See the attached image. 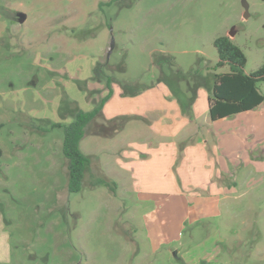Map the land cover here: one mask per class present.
I'll return each instance as SVG.
<instances>
[{
  "label": "rangeland",
  "instance_id": "374dc122",
  "mask_svg": "<svg viewBox=\"0 0 264 264\" xmlns=\"http://www.w3.org/2000/svg\"><path fill=\"white\" fill-rule=\"evenodd\" d=\"M220 35L243 50L245 72L256 69L264 0H0V264H185L179 252L208 242L214 261L198 264H264V100L217 120L197 115L193 141L211 151L213 182L227 196L216 212L184 218L179 238L158 247L146 216L152 210L157 226L175 228L180 212L141 198L119 153L139 142L125 146L124 135H156L152 115L91 121L79 143L89 162L77 192L67 188L63 128L51 127L96 106L108 79L121 96L165 87L191 117L212 84ZM257 86L264 96V82ZM179 187L191 193V184Z\"/></svg>",
  "mask_w": 264,
  "mask_h": 264
},
{
  "label": "crops",
  "instance_id": "0c3cea01",
  "mask_svg": "<svg viewBox=\"0 0 264 264\" xmlns=\"http://www.w3.org/2000/svg\"><path fill=\"white\" fill-rule=\"evenodd\" d=\"M169 94L165 87L163 92L161 90L154 91L151 88L135 96H121L120 92H112L101 110V114L108 120L117 116L130 118V115H135L134 113L142 114L146 118L152 115L151 126L149 124L148 127L156 135L149 136H157V140L155 141L149 136L145 139H138L139 135H135L136 133H131L134 135L129 136L127 140L125 135L122 136V140L119 142L125 141V146L128 141L133 139L139 142H133L131 147L127 148L128 151L120 150L119 153L122 155L123 161H120L119 158L118 160L122 166L131 171L141 198H159L156 206L161 204L169 208L171 212H180V219L177 222L179 225L175 228L159 224L157 226L154 211L149 212V217L146 216L148 219L146 229L149 236H152V229L153 232L156 230L155 235L149 237L153 247L178 239L182 230L181 222L184 218L196 219L201 215L200 211L210 210L211 212L212 210V212H216L217 208L214 205L216 201L221 196H227L224 192L225 188L213 182L217 170L211 151L207 150L204 143L194 142L192 138L193 134L198 132L197 126L191 130L197 115L208 112V93L206 92V98L203 93L204 97L201 103L194 102L192 113L190 111L191 117L185 115L181 105L179 106L175 99H171ZM130 121L135 122L131 125H138L136 119ZM129 125L126 128L127 133H130ZM132 129L136 132L138 127ZM123 131L121 129V133ZM184 138H189V141L180 154L179 143ZM181 182L186 185L191 184V193L187 194L183 189L180 190ZM253 210L251 207H246L242 212ZM211 244L210 242L203 245L195 244L193 247L179 252L181 256H178V259H181L185 264H198L202 259H207L208 262L214 261L217 250L215 247L210 249ZM0 245L5 244L0 242ZM0 259L6 261L2 257Z\"/></svg>",
  "mask_w": 264,
  "mask_h": 264
},
{
  "label": "trees",
  "instance_id": "16d2710c",
  "mask_svg": "<svg viewBox=\"0 0 264 264\" xmlns=\"http://www.w3.org/2000/svg\"><path fill=\"white\" fill-rule=\"evenodd\" d=\"M213 45L217 51V60L211 66L214 73L207 95L209 118L217 120L256 108L264 100L257 86L264 82V62L256 69L245 72V53L228 35L215 37ZM223 67H227V70L217 71ZM112 92L108 79L107 93L96 106L87 111L78 109L69 124L54 122L51 125L63 128L62 153L66 159L67 188L70 192L81 189L84 170L89 162L88 157L80 150L79 143L86 135L91 121L101 113L103 104ZM2 125L0 123V128ZM2 153L0 146V157Z\"/></svg>",
  "mask_w": 264,
  "mask_h": 264
},
{
  "label": "water",
  "instance_id": "95a60500",
  "mask_svg": "<svg viewBox=\"0 0 264 264\" xmlns=\"http://www.w3.org/2000/svg\"><path fill=\"white\" fill-rule=\"evenodd\" d=\"M26 15L23 12H16V21L23 22Z\"/></svg>",
  "mask_w": 264,
  "mask_h": 264
}]
</instances>
